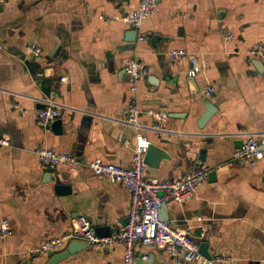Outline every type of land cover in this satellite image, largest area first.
<instances>
[{"label": "crops", "instance_id": "obj_1", "mask_svg": "<svg viewBox=\"0 0 264 264\" xmlns=\"http://www.w3.org/2000/svg\"><path fill=\"white\" fill-rule=\"evenodd\" d=\"M139 3L0 0V136L11 140V147H0V222L8 219L13 229L0 240V264H48L55 254L31 252L66 233L79 216L111 234L127 225L129 191L87 164L102 159L131 166L136 131L124 122V64L134 56L148 68L138 91L141 123L152 125L150 110L170 115L161 131L143 132L170 157L158 168L147 166L148 176L176 179L194 165L215 171L194 196L167 204V222L207 243L213 256L264 264V159L252 168L233 161L245 136L264 135V60L248 54L264 43V0H157L142 28L146 40L133 44L128 17ZM225 28L234 33L230 41L223 38ZM29 43L43 54L27 56ZM175 50L196 57L201 73L190 78L188 58L175 60ZM210 87L214 93L206 97ZM46 98L62 108L55 120L61 132L38 125ZM207 101L213 115L200 128ZM40 147L74 154L83 166L76 174L50 171L36 155ZM59 185L70 192L58 195ZM123 252L122 245L90 246L57 264H123ZM136 252V264H178L161 248L140 245Z\"/></svg>", "mask_w": 264, "mask_h": 264}, {"label": "built area", "instance_id": "obj_2", "mask_svg": "<svg viewBox=\"0 0 264 264\" xmlns=\"http://www.w3.org/2000/svg\"><path fill=\"white\" fill-rule=\"evenodd\" d=\"M156 11L157 0H140L139 7L130 13L128 22L132 29L138 32V43L146 40L142 33L144 22ZM222 34L225 41L234 38V33L228 28L223 29ZM25 48L27 56L38 58L43 54V49L35 43H29ZM248 54L250 57L264 60V43H256ZM171 55L175 60L188 58L191 67L188 74L190 78H195L201 73L202 68L196 57L184 50H175ZM124 69L129 83V102L124 122L136 131L131 166L119 167L106 163L102 159H94L87 165L96 176L106 178L111 183L119 184L129 191L131 197L129 222L109 237L101 238L97 235L91 219L87 216H79L73 221L70 230L45 241L31 252L32 256L56 254L76 240L87 242L98 250H110L116 245H122L123 264L137 263L136 251L140 245L161 248L178 264H232L234 259L229 255H216L213 259L206 258L200 253V244L188 230L173 227L161 220V208L170 202L183 203L194 196L198 187L207 181L211 168L194 165L182 177L176 179L161 180L148 176L145 157L150 142L143 132L161 131L160 126L169 120L170 115L166 112L150 110L148 114L152 118V125H143L140 121L142 109L138 91L140 83L148 74V68L141 59L134 56L125 61ZM66 81V77L61 79L62 83ZM213 93L214 88L210 87L206 90L205 96L211 97ZM42 103L44 107L38 112V125L43 130H47L56 119L62 117L63 112L61 106L51 99L46 98L42 100ZM261 137L260 140L257 135L245 136L243 145L233 153V161L247 167H255L264 159V135ZM0 147H11L10 138L0 136ZM36 155L41 164L50 171L63 169L70 174H76L83 166L76 155L51 148L40 147L36 150ZM12 235L10 221L3 218L0 222V240ZM145 259L149 260V257L146 256Z\"/></svg>", "mask_w": 264, "mask_h": 264}, {"label": "water", "instance_id": "obj_3", "mask_svg": "<svg viewBox=\"0 0 264 264\" xmlns=\"http://www.w3.org/2000/svg\"><path fill=\"white\" fill-rule=\"evenodd\" d=\"M1 8V7H0ZM133 39H129L131 43H135L137 41V36H138V32L134 30V35H133ZM156 41H159V39H157L158 37H155ZM206 111L203 114V116L201 117L200 123H199V127L203 128L207 121L212 117L213 115V111H214V107L212 105L211 102H206ZM53 127H57V129H59V131L61 132V121L57 120L54 121L52 123ZM243 145V140H241L239 142V146L241 147ZM264 148V147H263ZM205 150H201L200 151V160L201 161H205ZM164 159H170L169 155L167 154V152L160 148L157 147L155 145L150 144L148 149H147V153H146V157H145V162L147 164L148 167L150 168H158L159 164L161 163L162 160ZM51 177V174H49ZM209 179H214L215 178V171H212L209 173ZM56 192L58 195H67V193L70 192V187L69 186H64V185H59L56 188ZM160 217L161 220L164 222H167L169 220L168 215H167V205H164L161 208V212H160ZM129 222V219L127 220V224ZM96 233L99 237L101 238H105V237H109L111 235V231L108 228H98L96 229ZM87 248H90V244L87 242H81V241H72L68 244L67 248L65 250H63L62 252L56 253L51 260L49 261L48 264H57L65 259H67L68 257L75 255ZM200 253L205 256L208 259H213V255H211V253L209 252V247L207 243L202 242L200 244ZM151 261V257L149 256V260L148 262ZM22 264H29V262L25 261Z\"/></svg>", "mask_w": 264, "mask_h": 264}]
</instances>
